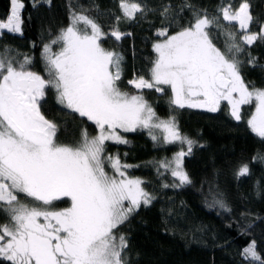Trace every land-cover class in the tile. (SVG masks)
Here are the masks:
<instances>
[{
  "label": "snow or ice",
  "instance_id": "snow-or-ice-1",
  "mask_svg": "<svg viewBox=\"0 0 264 264\" xmlns=\"http://www.w3.org/2000/svg\"><path fill=\"white\" fill-rule=\"evenodd\" d=\"M119 6L129 20L146 12L141 3L131 0H120ZM23 7L20 0H11L10 14L6 22H0V35L4 30L21 32ZM168 12L165 6L161 15ZM220 12L228 26H238L244 45L264 41V27L258 34L248 31L253 17L247 0L237 9L227 4ZM214 26L223 27L217 17L209 18L205 12L196 13L194 22L175 34L159 30L157 35L164 40L153 46L157 55L150 79L141 76L128 83L135 89L154 88L157 92L167 86L171 103L179 108L216 112L221 102L227 101L237 121L242 118L241 106L254 103L247 124L256 136L264 138V89L250 90L242 79L236 53L245 49L237 42L236 33H226L227 50L221 51L208 31ZM105 35L89 16L74 14L69 26L51 42L60 45L59 51L53 52L51 45L44 47L47 78L31 70L29 58L21 62L9 49L0 51V212L8 220L0 224V261L128 264V242L119 234V227L153 197L141 180L126 176L122 169L129 165L106 154V141L127 143L117 129L146 128L150 134L162 129L166 143L186 144V152L179 151L162 167L171 168L180 186L191 183L182 164L194 141L181 134L174 119L155 118L143 95L120 89L122 57L102 46ZM122 35L118 29L111 32L117 41ZM49 88L56 90L60 104L92 121L98 134L90 137L84 131L79 143H60L58 125L41 111ZM152 139L157 136L153 134ZM106 165L114 170L113 175ZM248 174V164H241L237 177ZM61 201L69 206L57 209L56 203ZM243 255L264 264L255 241L243 249Z\"/></svg>",
  "mask_w": 264,
  "mask_h": 264
},
{
  "label": "trees",
  "instance_id": "trees-1",
  "mask_svg": "<svg viewBox=\"0 0 264 264\" xmlns=\"http://www.w3.org/2000/svg\"><path fill=\"white\" fill-rule=\"evenodd\" d=\"M23 20L20 33L0 35V51L7 48L19 61L25 57L31 70L47 78L44 47L51 45L73 15H87L106 35L101 44L122 57V75L118 85L129 94H142L162 119L172 118L182 135L194 141L192 152L183 159L190 184L180 186L171 168L162 164L173 161L187 145L169 144L161 131L137 128L121 131L127 143L106 141V154L118 156L126 175L142 180V187L152 197L148 206H141L119 227L124 235L128 264H256L244 258L243 249L252 241L264 258V138L256 136L247 120L254 112V103L243 105L241 120L231 115L230 106L222 104L218 111L179 108L171 103V89H135L128 82L139 77L150 79L156 59L154 44L163 41L157 35L167 29L169 35L194 22L196 13L217 17L223 27L208 29L210 38L221 51L227 50L226 33L234 31L237 42L245 49L236 53L239 71L246 85L264 89V41L244 45L237 27L228 26L221 7L231 4L237 9L244 0H131L141 3L146 12L136 19L123 17L120 0H20ZM253 17L249 33H260L264 27V0H247ZM11 0H0V22L10 14L6 6ZM168 6L167 15H161ZM117 17H120L117 20ZM123 35L117 41L111 32ZM58 52L60 45H51ZM42 113L58 125V141L75 145L82 133L98 134L92 121L60 104L54 88H49L42 101ZM157 139L153 140L152 135ZM256 157L257 159H253ZM248 164L249 174L237 177V170ZM22 195V194H21ZM23 198V197H22ZM27 199V198H24ZM221 203L224 205L221 206ZM57 202V209L67 207ZM0 212V224L7 223ZM0 264H8L0 261Z\"/></svg>",
  "mask_w": 264,
  "mask_h": 264
},
{
  "label": "rangeland",
  "instance_id": "rangeland-1",
  "mask_svg": "<svg viewBox=\"0 0 264 264\" xmlns=\"http://www.w3.org/2000/svg\"><path fill=\"white\" fill-rule=\"evenodd\" d=\"M21 3V2H20ZM6 8L9 10H11V4L8 6H6ZM102 31V30H101ZM103 32V31H102ZM160 42H162V41H160ZM106 49V48H105ZM108 50V49H107ZM241 75V74H240ZM242 77V76H241ZM243 79V78H242ZM245 82V81H244ZM246 84V83H245ZM251 90V89H250ZM139 94V93H138ZM132 95H137V94H132ZM139 95H142V94H139ZM148 103V105H150L151 106V104L149 103V102H147ZM224 103H226V104H228L227 103V101H222L221 102V105L222 104H224ZM221 105H220V107H221ZM230 106V105H229ZM243 106V105H242ZM242 106H241V108H242ZM151 108H152V106H151ZM153 109V108H152ZM195 109H200V110H205V111H207L206 109H203V108H195ZM230 110H231V107H230ZM255 110V109H254ZM154 111V110H153ZM155 118H158V120H169V119H172V118H168V119H162V118H160L158 115H156L155 114ZM175 121V120H174ZM176 123V122H175ZM153 130H156V131H161L162 133H163V136H164V132H163V130L162 129H153ZM121 131H124L123 129H117V132H118V134L124 139V136L122 135V133H121ZM154 135H156V134H154ZM184 159V158H183ZM122 165V164H121ZM174 166V165H173ZM182 167H183V169H184V165L182 164ZM123 171H125L124 169H122ZM106 171L110 174V175H113L114 174V170L110 167V166H108V165H106ZM184 171H185V169H184ZM125 174H126V171H125ZM127 176V175H126ZM128 177V176H127ZM128 178H130V179H139V178H131V177H128ZM139 180H141V179H139ZM142 181V180H141ZM179 181V180H178ZM151 204V203H150ZM149 205V204H148ZM148 205H144V204H141V206H148ZM69 205H67V207H68ZM140 206V207H141ZM139 209V208H138ZM137 209V210H138ZM136 210V211H137ZM135 211V212H136ZM135 212H133L132 214H131V216H133L134 214H135ZM130 216V217H131ZM129 217V218H130Z\"/></svg>",
  "mask_w": 264,
  "mask_h": 264
}]
</instances>
